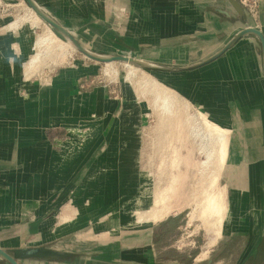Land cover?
Masks as SVG:
<instances>
[{
	"label": "crops",
	"instance_id": "0c3cea01",
	"mask_svg": "<svg viewBox=\"0 0 264 264\" xmlns=\"http://www.w3.org/2000/svg\"><path fill=\"white\" fill-rule=\"evenodd\" d=\"M33 1L89 51H93L91 48L94 46L85 41H99L111 52L126 49L128 53H123L122 56H139L143 62L167 67L200 64L217 54L240 31L248 27L258 30L264 38V0H261L257 20L251 19L239 4L236 7L230 0ZM122 6L128 11L125 20L114 21L109 16V11ZM2 23L4 22H0V179H5L9 174V178H19L21 182L28 173L33 188L42 183L51 185V190L47 193L48 196L41 193L27 194L24 197L9 196L11 202L8 205L0 204V248L12 250L44 246L60 251L49 244L58 242L59 237L55 235L59 228L74 221L61 220L64 206L70 199L74 205L76 195L67 196L62 192L59 196V192L62 185L70 183V173L75 166L69 160L55 157L57 155L48 145L18 140L38 134L24 126V118L20 112L22 100L19 90L22 86L34 87L30 78L25 76L28 72L24 68L32 45L30 46L28 33L19 31L14 34V24L4 26ZM75 33L79 36L76 37ZM94 52L108 55L103 51L100 52L103 54ZM87 71L80 63L75 74L59 70L46 79H39L36 92H30V95L23 98L30 101L28 106H33L30 115H38L41 120L63 125L70 120L71 115L84 114V100L87 97H72L70 85L75 83V78L77 80L84 77ZM158 73L188 74L191 78L195 77V93L190 90L189 99L202 108L208 119L216 120L223 126L227 163L223 167L221 185L225 206L221 237L209 247L207 257L198 261L202 253L201 242L199 238H191L189 231H186L188 226L179 214L167 216L136 232L128 231V225H125L126 237L119 241L125 253L118 263L264 264V75L259 39L253 35L244 36L219 57L191 70ZM212 80L215 84H220V91L217 88L213 92L207 88ZM15 139L18 141L15 145L8 144ZM185 144L179 141L176 146L185 151L189 149ZM12 152L14 160L12 155L8 158L3 155ZM35 168H40V171L32 176L29 170ZM92 168L101 170L102 165L95 162ZM107 168L111 169L110 166ZM99 175L92 178L98 185L102 181L101 172ZM109 183L114 184L112 173H109ZM132 197L129 194L126 200H131ZM16 200L27 201L30 205L24 202L17 205ZM64 200L66 203H61L58 209L56 203ZM74 206L78 209L77 218L81 217L85 211L84 206ZM41 210L44 211L39 212ZM52 215L57 216L58 223L50 222ZM24 217L29 218L27 222H21ZM42 217L45 219L42 220ZM7 240L23 244L5 246ZM227 249L237 251L228 255L225 252ZM60 252L68 254L62 258L64 260H60L62 264H73L77 260L71 259L80 257L83 253L71 250ZM233 260L237 261L234 263ZM78 261L84 264H118L104 260ZM23 262L56 264L58 260L20 261L21 264Z\"/></svg>",
	"mask_w": 264,
	"mask_h": 264
},
{
	"label": "rangeland",
	"instance_id": "374dc122",
	"mask_svg": "<svg viewBox=\"0 0 264 264\" xmlns=\"http://www.w3.org/2000/svg\"><path fill=\"white\" fill-rule=\"evenodd\" d=\"M5 1L10 6L8 12L10 18H0V22H4L2 23L4 26L14 24L16 28L14 34L19 31L28 33L30 46L32 45L31 54L24 68L28 72L25 76L30 78L34 87L22 86L19 90V97L22 100H20L22 103L20 112L24 118L22 120L24 126H28L39 135L22 137L18 140L48 145L57 155L55 157L69 160L75 166L70 173V183L62 185L59 196L62 192L67 196L75 194L74 205L79 207L83 205L85 208L84 214L77 218L78 209L70 199L62 210L61 221H74L66 227L59 228V232L55 235L59 237L58 242L49 245L60 251L83 252V257L77 256L71 259L77 260L73 264H84L83 261L80 263L78 260H104L118 263L125 253L119 243L122 237H126L125 225H128V231L136 232L162 221L167 216L179 214L178 216H181L188 226L186 231H189L191 238H199L202 253L198 261L204 260L208 255L206 252L209 251V247L221 237V223L225 212L221 185L227 153L217 181L209 187V190H203L204 188L199 185L200 173L207 168V154L211 149L217 148L218 137L215 134L209 138L208 130L199 117V115L205 116L204 111L189 99L190 90L195 93L196 78H191L188 74L167 75L121 63L102 64L89 61L39 19L24 0ZM16 4L19 6L14 7L13 5ZM127 13V9L122 6L109 11V16L114 21L123 22ZM48 36L53 37L50 38L52 42L47 39ZM75 36L78 37V33H75ZM85 43L94 46L91 52L95 54L98 53L94 51L99 53L103 51L108 56H122L123 53H128L126 49L111 52L99 41L87 40ZM80 63L88 71L84 77L77 80L75 78V83L70 85V92L72 97H87L84 100V114L71 115L70 120L63 125L41 120L38 115L31 116L33 106H28L27 103L30 101L23 98L30 95V92H36L37 81L41 78L46 79L59 70H68L70 74H75ZM220 87V84H215L213 80L207 86L213 92L217 88V91H220ZM193 98L196 99L195 94ZM211 121L220 125L216 120ZM171 130L175 131L174 141L171 143L174 147L173 149L168 147L170 151L167 152L162 150V146L165 135L169 131L171 133ZM179 141L184 144L187 142L185 145L189 149L183 151L176 146ZM17 142L15 139L8 144L15 145ZM172 150H174L172 158L174 166L171 167L172 169L168 166L162 173L160 166L168 158L167 156L173 153ZM3 155L6 158L12 155L14 160V152ZM212 161L214 162L213 158ZM95 162L101 163V170L92 168ZM195 163H199V167L194 168ZM208 165L210 166L208 170L211 172L215 165L212 166V163ZM109 166L111 169L107 168ZM29 171L34 176L33 173L37 174L40 168ZM99 172L102 177L100 185L92 181L93 176L99 175ZM109 173H112L113 185L109 183ZM28 177H31L30 174H25L21 182L19 178L17 180L9 178V174L5 179H0V198H2L0 204L8 205L11 202L9 196L49 194L51 185L41 183L33 188ZM174 179H177V183H174ZM161 186L168 188V191L162 193L159 190ZM172 189L173 194L170 193ZM129 194L133 197L131 200H126ZM207 194L220 195L218 201L221 203V210L219 219L217 217L218 221L215 220L217 223L208 217V211H200V205H197ZM22 202L30 205L27 201L16 200L17 205ZM61 203L66 202L59 201L56 203L57 208L61 207ZM154 203V213L165 206L164 211H161L162 215L150 223L139 221L140 214L149 210ZM40 204H43V201H40ZM42 211L44 210L39 212ZM28 219L21 218V222H27ZM43 219L45 218L42 217ZM207 219L211 220L209 225L208 222L206 223ZM58 221L56 215L51 216V223L56 224ZM12 244L23 243L10 240L5 242V246ZM25 244L27 245L28 242ZM233 251L237 250H225L228 255L234 253ZM60 260L64 259H59L56 264H62ZM233 261L235 263L237 260ZM0 264L5 262L0 260ZM29 264L41 263L29 262Z\"/></svg>",
	"mask_w": 264,
	"mask_h": 264
},
{
	"label": "water",
	"instance_id": "95a60500",
	"mask_svg": "<svg viewBox=\"0 0 264 264\" xmlns=\"http://www.w3.org/2000/svg\"><path fill=\"white\" fill-rule=\"evenodd\" d=\"M28 7L50 28L55 30L76 52L80 53L88 59L89 61H93L96 63L108 64V63H121L128 64L137 68H141L144 70H150L155 72H177L183 70H191L196 68L202 64L208 63L211 60L219 57L223 52L229 49L235 42H237L240 38L253 35L257 37L261 44V52H262V67H263V75H264V38L262 34L251 27L245 28L240 31L232 40H230L217 54L212 56L211 58L201 62L200 64L189 66V67H167L161 66L157 64L143 62L142 60L125 58L124 56H108V55H99L95 54L86 48H84L75 38L74 36L66 30L64 26L59 24L56 20H54L51 16H49L45 10H43L39 5L36 4L33 0H24ZM230 2L238 7V3L236 0H230ZM68 254L65 252H60L53 250L49 247H33V248H18L12 250H5L0 248V260L4 261L7 264H21V260L27 259H62L67 257Z\"/></svg>",
	"mask_w": 264,
	"mask_h": 264
},
{
	"label": "bare ground",
	"instance_id": "6f19581e",
	"mask_svg": "<svg viewBox=\"0 0 264 264\" xmlns=\"http://www.w3.org/2000/svg\"><path fill=\"white\" fill-rule=\"evenodd\" d=\"M33 12V11H32ZM34 13V12H33ZM40 19V18H39ZM67 30V29H66ZM52 36V35H51ZM49 37V36H48ZM50 38H53V37H49L47 38L48 40H50L52 42V40ZM46 41V39H45ZM55 42V41H54ZM53 42V43H54ZM47 43V42H46ZM50 44V42H49ZM48 46V45H47ZM125 58H130V57H126L124 56ZM130 59H136V60H142V59H138V58H134V57H131ZM34 62V61H33ZM33 64V63H32ZM125 65H128V64H125ZM32 66V65H31ZM131 66V65H129ZM199 117L201 118V121L202 123L204 124L205 128L208 130V136L210 138V136L212 135H215L218 137V140H217V148L216 149H211L208 154H207V168L203 169L204 171H202L200 173V182H199V185L201 188H204L203 190H209L212 185L215 184V182L217 181V178L219 176V171L220 169L222 168V164H223V159L225 158L226 156V140H225V136L224 135V132H223V126L221 127L220 125L214 123L213 121H211L210 119H208L206 116H200ZM172 129V128H171ZM173 130V129H172ZM171 130V133L169 131V133H167L165 136V139L163 141V149L164 151H170L168 150V147L173 149L174 145L171 144L173 141H174V135H175V131L172 132ZM194 133V132H193ZM193 135V134H192ZM201 135V134H200ZM206 135V134H205ZM202 142V141H201ZM171 144V145H170ZM202 144V143H201ZM203 147V146H202ZM200 149V148H198ZM204 150V149H203ZM163 151V152H164ZM173 153L168 155L167 159L162 162L160 168L162 171V173L165 171V169L170 166L173 167L174 164L172 163V158H173V154H174V150H172ZM200 152V151H199ZM159 154V153H158ZM164 156V154H162ZM212 158L214 159V162L212 161ZM162 159V158H161ZM206 160V159H205ZM216 161V162H215ZM209 162V163H208ZM202 163V162H201ZM212 163V166L215 165L213 168V170L210 172L208 170V168L210 167L208 164L211 165ZM199 163H195L194 164V168H197L199 167L198 166ZM163 168V169H162ZM202 168V167H201ZM172 169V168H171ZM161 176V175H160ZM178 178V176H177ZM174 183H177V179H174ZM159 190L162 192V193H166V191H168V188L165 189L164 186H161L159 187ZM170 193L173 194L174 193V190H170ZM165 195V194H164ZM163 197V196H162ZM220 198V195L216 194L214 196H210V195H204V197L201 199L200 202H198L197 205H200V211H208V217L215 221L217 220V217L219 219V213H220V210H221V203L218 201V199ZM202 204V205H201ZM164 206V205H163ZM154 207H155V203L153 206L150 207L149 210H146L145 212L141 213L140 214V220L139 221H147L148 223L149 222H152V221H156L155 219L159 218L162 214H161V211H164V207H162V209H160V211L154 213ZM213 218V219H212ZM211 220L209 221L208 219L206 220V223L208 222V225L209 223H211ZM218 221V220H217ZM216 222V221H215ZM214 222V223H215ZM217 223V222H216Z\"/></svg>",
	"mask_w": 264,
	"mask_h": 264
},
{
	"label": "built area",
	"instance_id": "2783aa9c",
	"mask_svg": "<svg viewBox=\"0 0 264 264\" xmlns=\"http://www.w3.org/2000/svg\"><path fill=\"white\" fill-rule=\"evenodd\" d=\"M237 3L246 11L251 19L257 20L259 16V6L261 0H236ZM14 7L19 6L18 4L13 5ZM12 7V6H11ZM10 6L5 0H0V18L8 19Z\"/></svg>",
	"mask_w": 264,
	"mask_h": 264
}]
</instances>
